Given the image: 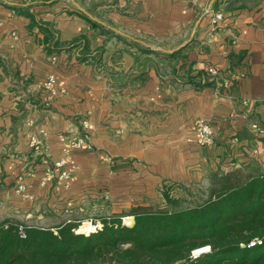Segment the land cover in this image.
<instances>
[{
    "label": "crops",
    "instance_id": "1",
    "mask_svg": "<svg viewBox=\"0 0 264 264\" xmlns=\"http://www.w3.org/2000/svg\"><path fill=\"white\" fill-rule=\"evenodd\" d=\"M23 1L25 11L9 6ZM217 1L225 17L213 26L211 0H0V220L65 219L89 201L113 213L164 206L165 193L207 187L214 173L264 168V132L252 128H264V0ZM49 27L54 52L44 42ZM186 45L175 58L161 49ZM210 66L228 88L187 81ZM198 119L212 126L213 145L198 143ZM84 136L90 147H70ZM45 157L67 160L69 177L58 169L45 180Z\"/></svg>",
    "mask_w": 264,
    "mask_h": 264
},
{
    "label": "trees",
    "instance_id": "2",
    "mask_svg": "<svg viewBox=\"0 0 264 264\" xmlns=\"http://www.w3.org/2000/svg\"><path fill=\"white\" fill-rule=\"evenodd\" d=\"M25 3L7 5L25 11L29 9ZM218 3L212 11H217ZM30 16L33 25L34 17ZM89 20L102 32H112L99 21ZM42 30L47 51H57L56 31L52 27ZM81 39L85 44H81L80 59L86 60L88 41ZM188 47L167 57L175 58ZM142 53L157 52L147 48ZM187 81L197 88L217 84L204 70L190 75ZM245 169L248 172L242 174ZM194 187L184 191L194 192ZM205 189L208 195L201 201L165 193L164 206L138 205L127 212L108 213L99 219L102 228L90 234L77 232L80 225L74 219L54 227L6 220L0 224V264H264V168L251 164L214 173ZM128 216L133 217L132 225L124 222ZM20 225L24 226V237ZM93 229L91 224L89 230L80 231ZM205 246L210 247L208 251L193 257Z\"/></svg>",
    "mask_w": 264,
    "mask_h": 264
},
{
    "label": "built area",
    "instance_id": "3",
    "mask_svg": "<svg viewBox=\"0 0 264 264\" xmlns=\"http://www.w3.org/2000/svg\"><path fill=\"white\" fill-rule=\"evenodd\" d=\"M208 15L211 16V24L213 26H217L219 25L220 22L223 21L225 15L224 12L217 10V11H212L208 13ZM208 72L210 74V76L215 79L218 83V85H220L223 88H228L229 87V79L227 78H222L220 76V72L218 70V68H216L215 66H210L208 67ZM55 81H56V77L54 74H51L48 76L47 81L45 82V88L50 91L52 94L54 93V85H55ZM244 103H248V101H244ZM252 128L256 131V132H264V128H262L258 123H254L252 124ZM195 130H196V135H197V141L200 145L202 146H210L213 145L215 143V137H214V131L212 126L209 124V122H207L204 119H198L195 122ZM33 143L35 145V148L38 149L41 146V143L39 140H33ZM38 144L40 145L38 147ZM70 147H77V148H82V147H90V145L88 144V142L86 141V137H77L74 138L70 143H69ZM46 161V160H45ZM68 161L63 159L61 160V162L59 161L57 163V166L59 167H63ZM69 177V173L67 171H64L61 173L60 178H67ZM53 178V174L51 173H46V178L45 180H49ZM18 190L23 192L25 191V186L23 184H20L18 186ZM92 224V221H89ZM85 222H83L84 224ZM82 224V225H83ZM81 226V225H80ZM102 224L99 222L98 224H94V229L90 232H81L80 231V227L78 228L77 232L79 233H86V234H90L92 232H96L97 230L102 228ZM20 229V233L21 235L24 237L25 235V231H24V226L20 225L19 227ZM209 250V249H208ZM207 250V251H208ZM203 252H197L195 251L193 254V257H197L198 255H200Z\"/></svg>",
    "mask_w": 264,
    "mask_h": 264
},
{
    "label": "rangeland",
    "instance_id": "4",
    "mask_svg": "<svg viewBox=\"0 0 264 264\" xmlns=\"http://www.w3.org/2000/svg\"><path fill=\"white\" fill-rule=\"evenodd\" d=\"M82 135H83V132L80 136H82ZM73 139L74 138L70 139L68 142L70 143ZM40 160H38V161H40ZM42 160H43V163H45L47 166V167H45L46 169H44L45 173L49 172L51 174H54L55 170H58V169H60L62 171L63 167H65L68 164V162H67L63 167H59V166H57V163L59 161L61 162V160H63V159L50 161L48 157H45L44 159L42 158ZM243 172L247 173L248 170H246V169L243 170L242 174H243ZM245 175H244V178H245ZM197 188H199L200 190H197ZM193 189H194V192L184 191L182 195L180 192L179 193H173L171 195L172 196H174V195L185 196L184 198L187 200L190 198L192 199V197H193L195 201H197V200L201 201L205 196L208 195V193L205 192L206 189L203 185H201V187L195 186ZM181 196H180V198H181ZM103 199H104V197H103ZM103 204H104L103 202L97 204V203H93L92 201H89V203H87V205L82 210L74 209L73 212L71 213L72 216L67 217L65 219H64V217H62L61 215H57L56 213H48L47 212L44 214H36L35 216L30 218L29 220L23 219L22 217L21 218H13V219L12 218L3 219V220H0V224L3 223L4 221L8 220L10 222L19 223V224H29V225H37V226H44V227H54V226L58 225L59 223L66 221L67 219L71 218V219H74L77 222H79V225H81L79 229L82 230L85 227V223L87 221H92V225H94V224L96 225L100 222L99 219L101 218V216L106 215L108 213H111V211H109V210L107 212L105 210L104 211L102 210ZM123 212H125V211H123ZM40 215H43V219L38 218ZM129 217L130 216L124 218V222L126 224H127V222H129V219H127ZM83 222H85V223L83 224Z\"/></svg>",
    "mask_w": 264,
    "mask_h": 264
},
{
    "label": "water",
    "instance_id": "5",
    "mask_svg": "<svg viewBox=\"0 0 264 264\" xmlns=\"http://www.w3.org/2000/svg\"><path fill=\"white\" fill-rule=\"evenodd\" d=\"M216 1L217 0H211V2H210V6H209V8L207 9V12H206V14H208L209 12H211V10H212V7L214 6V4L216 3ZM10 4L11 5H17V3L16 2H10ZM24 5H27V4H24ZM75 5L78 7V9L80 10V11H82L83 13H85L87 16H89L91 19H93V20H97V21H99L100 23H103V22H101L100 20H98L97 18H95L92 14H90L83 6H81L79 3H75ZM200 21L201 20H199L198 22H197V26L199 25V23H200ZM197 26H196V28H197ZM196 28H195V30H196ZM180 48V47H179ZM179 48H177V49H171V50H167V49H163V48H161L162 50H164V51H168L169 53H173V52H175L176 50H178ZM206 247H208V248H210L209 246H205V247H202V248H198L197 250H203V249H205ZM205 251H207V250H205ZM205 251H202V252H205Z\"/></svg>",
    "mask_w": 264,
    "mask_h": 264
},
{
    "label": "bare ground",
    "instance_id": "6",
    "mask_svg": "<svg viewBox=\"0 0 264 264\" xmlns=\"http://www.w3.org/2000/svg\"><path fill=\"white\" fill-rule=\"evenodd\" d=\"M127 219H129V222H127V225H132L133 224V217L132 216H130L129 218H127ZM207 249H209L208 247H206L205 249H203V250H196L198 253L199 252H202V251H205V250H207Z\"/></svg>",
    "mask_w": 264,
    "mask_h": 264
}]
</instances>
